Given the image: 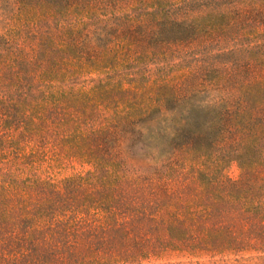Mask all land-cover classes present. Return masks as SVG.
I'll return each instance as SVG.
<instances>
[{"label":"trees","instance_id":"16d2710c","mask_svg":"<svg viewBox=\"0 0 264 264\" xmlns=\"http://www.w3.org/2000/svg\"><path fill=\"white\" fill-rule=\"evenodd\" d=\"M166 250H264V0H0V264Z\"/></svg>","mask_w":264,"mask_h":264},{"label":"rangeland","instance_id":"374dc122","mask_svg":"<svg viewBox=\"0 0 264 264\" xmlns=\"http://www.w3.org/2000/svg\"><path fill=\"white\" fill-rule=\"evenodd\" d=\"M41 152L37 163L41 165L40 175L55 181L71 175L85 172L90 167L76 159L58 154L47 142H40ZM30 148V147H29ZM28 150V148H27ZM240 170L235 161L225 168V174L231 179L238 178ZM36 174H38L36 172ZM139 264H264V250H244L239 252L204 253L191 255L177 250H166L157 256L142 260Z\"/></svg>","mask_w":264,"mask_h":264}]
</instances>
